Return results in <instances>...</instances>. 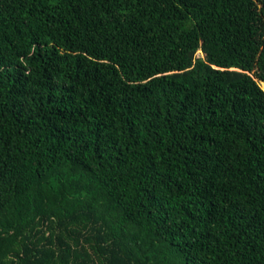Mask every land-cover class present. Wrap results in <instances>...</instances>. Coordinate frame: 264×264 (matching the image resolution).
Listing matches in <instances>:
<instances>
[{
  "label": "trees",
  "instance_id": "trees-1",
  "mask_svg": "<svg viewBox=\"0 0 264 264\" xmlns=\"http://www.w3.org/2000/svg\"><path fill=\"white\" fill-rule=\"evenodd\" d=\"M261 83L264 0H0V264H264Z\"/></svg>",
  "mask_w": 264,
  "mask_h": 264
},
{
  "label": "rangeland",
  "instance_id": "rangeland-1",
  "mask_svg": "<svg viewBox=\"0 0 264 264\" xmlns=\"http://www.w3.org/2000/svg\"><path fill=\"white\" fill-rule=\"evenodd\" d=\"M198 54L203 55L201 51H198ZM262 88H264V83H261Z\"/></svg>",
  "mask_w": 264,
  "mask_h": 264
}]
</instances>
